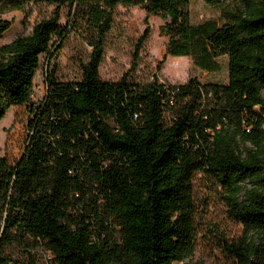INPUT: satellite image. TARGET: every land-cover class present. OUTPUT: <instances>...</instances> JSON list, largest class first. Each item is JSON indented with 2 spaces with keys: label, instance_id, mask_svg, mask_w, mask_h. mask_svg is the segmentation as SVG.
I'll use <instances>...</instances> for the list:
<instances>
[{
  "label": "trees",
  "instance_id": "obj_1",
  "mask_svg": "<svg viewBox=\"0 0 264 264\" xmlns=\"http://www.w3.org/2000/svg\"><path fill=\"white\" fill-rule=\"evenodd\" d=\"M190 1L0 0V15L53 7L29 36L0 47V121L11 108L32 115L20 160L0 158V264H40L46 254L52 264L183 262L207 200L199 177L241 229L236 238L212 235L215 246L233 264H264V0H199L220 11L221 25L192 24ZM116 7L165 22V55L149 80L132 76L147 31L129 73L100 79ZM11 26L0 19V38ZM72 32L89 50L78 76L60 81L46 72V93L32 105L42 57ZM167 57L207 73L225 57L227 81L164 82Z\"/></svg>",
  "mask_w": 264,
  "mask_h": 264
},
{
  "label": "rangeland",
  "instance_id": "obj_2",
  "mask_svg": "<svg viewBox=\"0 0 264 264\" xmlns=\"http://www.w3.org/2000/svg\"><path fill=\"white\" fill-rule=\"evenodd\" d=\"M190 20L194 25L206 21L223 23L220 11L206 6L199 0L190 1ZM53 7L47 5L26 4L21 11H5L0 19L11 23V28L0 38V47L13 42L19 37L31 34L33 26L39 21L49 18ZM70 9L64 7L60 12L59 25L66 26ZM165 22L156 17L146 18L140 7H116L113 12L112 29L107 36L104 57L100 65L99 75L103 82L113 83L129 73L133 63V53L138 39L147 31L149 33L139 53L138 68L132 74L136 78L149 80L156 73V66L165 55L167 38L159 35V28ZM89 50L85 49L77 32L69 33L63 42L55 40L51 54L41 59L31 98L32 105H39L46 93V72L55 73L60 81H71L78 76L77 62ZM167 57L158 77L169 84H184L189 78L201 83L224 84L227 81V59L221 57L219 70L214 73L202 72L192 66L187 58ZM178 64L176 67L174 64ZM47 64V70L45 67ZM32 115L28 107L11 108L0 121V158L9 166H14L21 158L30 134ZM198 179V193L207 198L199 214V233L197 243L191 257L175 264H233L215 246L212 235L236 238L241 229L225 217L223 202L218 196L211 195L205 188V181Z\"/></svg>",
  "mask_w": 264,
  "mask_h": 264
},
{
  "label": "built area",
  "instance_id": "obj_3",
  "mask_svg": "<svg viewBox=\"0 0 264 264\" xmlns=\"http://www.w3.org/2000/svg\"><path fill=\"white\" fill-rule=\"evenodd\" d=\"M40 264H52V257L48 254L42 256Z\"/></svg>",
  "mask_w": 264,
  "mask_h": 264
}]
</instances>
